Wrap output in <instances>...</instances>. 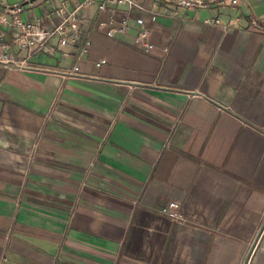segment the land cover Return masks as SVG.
I'll use <instances>...</instances> for the list:
<instances>
[{
	"label": "crops",
	"instance_id": "obj_1",
	"mask_svg": "<svg viewBox=\"0 0 264 264\" xmlns=\"http://www.w3.org/2000/svg\"><path fill=\"white\" fill-rule=\"evenodd\" d=\"M79 1L0 0V50L26 57L9 6L50 27ZM252 19L264 27V0H94L65 45L49 41L55 53L0 61V264H245L253 250L264 264V29ZM169 200L182 218L161 212Z\"/></svg>",
	"mask_w": 264,
	"mask_h": 264
},
{
	"label": "built area",
	"instance_id": "obj_2",
	"mask_svg": "<svg viewBox=\"0 0 264 264\" xmlns=\"http://www.w3.org/2000/svg\"><path fill=\"white\" fill-rule=\"evenodd\" d=\"M113 4L125 5L131 0H107ZM170 3L176 4L181 7L190 8H204L211 4L222 5L226 3H236L239 0H167ZM94 0H80L77 2L76 6L72 8L67 14H65L62 19L55 23L53 26L44 27L39 21H26L21 17V11L23 5L18 2L15 3L3 12L7 11L13 15L11 21L14 34L13 40L15 43L26 52V57L23 59L15 58L11 51L6 50L5 45H2V50H0V61L13 64L17 67L23 68L27 67L26 58L39 50H44L49 53H55L56 47L51 45L49 41L54 37L58 36V45L63 46L67 43V28H74L76 25V13L77 10L84 5L93 3ZM96 6L99 10H107L108 6L105 1L97 2ZM150 20L154 21L156 19L155 14L150 15ZM4 20L3 17H0ZM135 22L140 26L138 33L135 37L137 43L143 45L146 49L152 48L153 44L148 41V29L144 27L145 19L142 16L135 17ZM115 21L112 13L110 14V22ZM250 25L255 28L264 29L257 20L252 19ZM129 27V20L127 16H121L118 19L117 25H110L106 28L105 34L107 36H113L117 31L123 32ZM104 60L96 62V64L102 63ZM161 212L171 219H180L182 215L179 211V203L175 200H169L164 207H162Z\"/></svg>",
	"mask_w": 264,
	"mask_h": 264
},
{
	"label": "rangeland",
	"instance_id": "obj_3",
	"mask_svg": "<svg viewBox=\"0 0 264 264\" xmlns=\"http://www.w3.org/2000/svg\"><path fill=\"white\" fill-rule=\"evenodd\" d=\"M254 255H255V250L251 251V252L248 254V258H247V263H248V264H251Z\"/></svg>",
	"mask_w": 264,
	"mask_h": 264
},
{
	"label": "water",
	"instance_id": "obj_4",
	"mask_svg": "<svg viewBox=\"0 0 264 264\" xmlns=\"http://www.w3.org/2000/svg\"><path fill=\"white\" fill-rule=\"evenodd\" d=\"M247 263V258H246V260H245V264Z\"/></svg>",
	"mask_w": 264,
	"mask_h": 264
}]
</instances>
